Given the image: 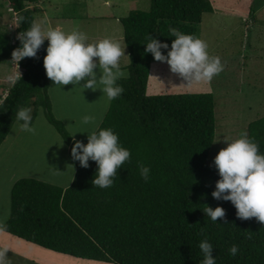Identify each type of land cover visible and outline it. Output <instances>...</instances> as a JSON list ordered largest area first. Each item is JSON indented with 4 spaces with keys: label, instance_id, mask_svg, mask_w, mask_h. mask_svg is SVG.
<instances>
[{
    "label": "trees",
    "instance_id": "trees-1",
    "mask_svg": "<svg viewBox=\"0 0 264 264\" xmlns=\"http://www.w3.org/2000/svg\"><path fill=\"white\" fill-rule=\"evenodd\" d=\"M7 2L18 27L15 34L0 29V64L17 66L22 74L7 93L0 86V146L17 122L18 108L30 106L33 123L44 110L71 157L73 138L54 116L43 65L47 42L35 57L17 62L12 56L21 47L16 34L36 22L39 0ZM214 10L211 0H151L149 13L132 11L121 19L128 76L118 81L124 92L111 101L100 127L118 134L130 159L108 188L93 185L94 161L84 168L72 157L77 171L67 189L19 180L11 193L10 217L0 230L43 250L108 264H201L199 243L205 238L217 264H264V223L238 218L231 202L212 196L220 179L208 164L216 136L214 95L148 94L153 63L158 62L145 54L148 37L170 47L175 37L169 27H174L199 38L203 16ZM248 137L264 153V118L250 124ZM140 165L150 168L147 181ZM217 206L225 217L213 222L204 210ZM233 244L239 248L235 256L228 251Z\"/></svg>",
    "mask_w": 264,
    "mask_h": 264
},
{
    "label": "rangeland",
    "instance_id": "rangeland-1",
    "mask_svg": "<svg viewBox=\"0 0 264 264\" xmlns=\"http://www.w3.org/2000/svg\"><path fill=\"white\" fill-rule=\"evenodd\" d=\"M212 1L214 13L203 16L198 35L207 43L209 54L221 58L223 71L214 76L211 82L188 84L179 74L172 73L167 63L155 62L148 94L214 95L216 136L208 164L216 168L214 158L219 150L226 147L225 141L239 138L241 132L249 135L250 124L264 118V0ZM0 4V29L15 34L18 16L9 10L7 0H0ZM37 5L41 11L35 15V19L44 27L45 18L52 28L59 25L65 32L79 29L86 33L89 43L106 37L118 41L125 51V56L120 60L121 68L127 73L129 51L125 40L118 39L124 35L122 23L114 18H125L132 11L149 13L151 10V0H40ZM102 16L111 17L105 20ZM94 71H97L99 77L100 70ZM21 74L22 70L17 66L12 68L0 64V85L6 93ZM83 83L81 81L80 86H69L67 97L60 102L54 101L60 90L58 94L54 93L53 111L71 136L76 133L75 140L87 144V136L98 128L82 124V116L94 114L101 125L111 102L107 101L100 89L82 91ZM81 94L90 96L85 97L90 98L86 105ZM84 109L86 112L82 113ZM33 126L36 128L34 133L25 132L19 129L16 122L0 146V227L10 216L11 193L16 182L36 179L67 189L76 175L69 146L58 130L47 121L44 110H40ZM61 138L64 139L63 145ZM13 241L8 243L24 255L21 257L22 262H19L18 256L12 258L11 255L14 264H108L81 260L19 240Z\"/></svg>",
    "mask_w": 264,
    "mask_h": 264
},
{
    "label": "clouds",
    "instance_id": "clouds-1",
    "mask_svg": "<svg viewBox=\"0 0 264 264\" xmlns=\"http://www.w3.org/2000/svg\"><path fill=\"white\" fill-rule=\"evenodd\" d=\"M172 37L171 46L167 43L148 37L145 54L151 53L154 60L167 63L172 73L179 74L188 84L211 82L214 76L220 74L224 65L219 56H211L207 43L192 34H185L174 27H169ZM21 47L16 48L13 59L17 62L26 57H35L44 41H48L43 65L46 75L55 85H78L84 81L81 90L100 89L108 102L118 98L124 88L118 83L125 79L128 73L121 68V57L125 56L124 48L118 41L103 38L89 43L86 33L79 29L65 32L60 27H48L34 22L21 32L18 37ZM163 50H166V54ZM96 69L100 70L99 77ZM7 94L4 95V99ZM33 109L19 107L16 121L21 131L34 133ZM84 125H94L87 136L88 142L75 140L71 157L78 161L81 167H89V161L97 165V172L92 183L100 188H108L114 183L113 178L120 168L131 157L129 149L122 146L119 136L112 128L100 127L94 114H85L81 118ZM64 139L61 138L63 145ZM226 147L219 150L214 158V164L220 177L215 185L212 196L231 202L237 210V217L243 220L256 218L264 223V153L259 151L256 142L250 139L246 132H241L239 138L226 140ZM150 168L140 165V175L147 181ZM206 215L213 222L225 217V210L217 206L215 209L206 207ZM199 248L203 254L201 264H217L212 257L213 245L207 238L200 241ZM229 253L235 256L239 248L233 244ZM8 248H0V264H8Z\"/></svg>",
    "mask_w": 264,
    "mask_h": 264
},
{
    "label": "crops",
    "instance_id": "crops-1",
    "mask_svg": "<svg viewBox=\"0 0 264 264\" xmlns=\"http://www.w3.org/2000/svg\"><path fill=\"white\" fill-rule=\"evenodd\" d=\"M223 1V0H222ZM39 2H40V0H39ZM38 2V3H39ZM211 2H212V4H214L213 3V1L211 0ZM110 5H111V3L110 2H108ZM38 5H36V7H37ZM215 6V5H214ZM41 11V10H40ZM40 13V12H39ZM38 13V14H39ZM103 18L102 19H107L108 17H111V16H102ZM113 17V16H112ZM119 18V16H116V18H114V20L115 21H117V22H121V19H122V17H120V19H118ZM111 21H113V19H110ZM43 21H44V23H45V27L46 28H48V27H52V25L51 24H49V23H47L46 21H48L49 22V20H47V19H43ZM109 21V20H108ZM36 22L37 23H40L38 20H36ZM58 27H60L59 25H58ZM56 28V27H55ZM61 28V27H60ZM117 31V30H116ZM119 31V30H118ZM117 39V38H116ZM118 39H124L125 40V38H124V35H123V37H120V38H118ZM46 42H47V45H48V41L47 40H45ZM160 64V63H159ZM49 81H50V97H51V99H52V103H53V96H54V93H57L58 94V90H60V93H59V95H58V97L56 98V100H54V101H57V102H60V101H62V100H64L66 97H67V90L69 91V89H68V87L69 86H73L72 84H69V85H65V86H63V85H55L54 84V82L49 78ZM159 84V83H158ZM1 86V85H0ZM79 86H80V84H79ZM150 87V86H149ZM81 96H83L82 97V100H83V103H84V105H86V103H89L90 101H89V99H86L85 97H90L89 95H86V94H81ZM93 98V97H92ZM80 99V98H79ZM74 101L76 102V105H78L77 104V99L76 98H74ZM54 105V104H53ZM109 109V108H108ZM108 111V110H107ZM86 112V110L84 109V110H82V113H85ZM107 113V112H106ZM106 115V114H105ZM75 139V138H74ZM10 214H11V209H10ZM10 217V216H9ZM8 219L9 218H7V220H6V222L0 227V228H2L6 223H7V221H8ZM13 240H19V241H22V242H25V241H23V240H21V239H19V238H16V237H14V236H12V235H10V234H7V233H5V232H3L2 230H0V248H5V247H7L8 248V264H14L13 263V261L11 260V255H12V258L14 257V256H18V258H20V260H19V262H22V260H21V257L22 256H24V255H21V253L19 252V251H17L15 248H13L10 244L12 243V242H14ZM7 241V242H6ZM10 244H9V243ZM27 243V242H26ZM29 244H31V243H29ZM33 245V244H32ZM16 254V255H15ZM19 255H21V256H19Z\"/></svg>",
    "mask_w": 264,
    "mask_h": 264
},
{
    "label": "bare ground",
    "instance_id": "bare-ground-1",
    "mask_svg": "<svg viewBox=\"0 0 264 264\" xmlns=\"http://www.w3.org/2000/svg\"><path fill=\"white\" fill-rule=\"evenodd\" d=\"M57 259V258H56ZM59 261H61L60 259H58ZM51 262V261H50Z\"/></svg>",
    "mask_w": 264,
    "mask_h": 264
}]
</instances>
